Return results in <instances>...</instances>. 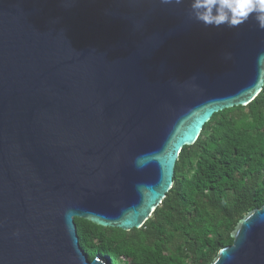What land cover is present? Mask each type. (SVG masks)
I'll return each instance as SVG.
<instances>
[{"label": "water", "instance_id": "1", "mask_svg": "<svg viewBox=\"0 0 264 264\" xmlns=\"http://www.w3.org/2000/svg\"><path fill=\"white\" fill-rule=\"evenodd\" d=\"M160 0H0V264H109L74 218L140 228L184 146L264 85V30ZM230 54L231 59H225ZM211 264H264V205Z\"/></svg>", "mask_w": 264, "mask_h": 264}, {"label": "trees", "instance_id": "2", "mask_svg": "<svg viewBox=\"0 0 264 264\" xmlns=\"http://www.w3.org/2000/svg\"><path fill=\"white\" fill-rule=\"evenodd\" d=\"M264 205V85L246 106L219 111L184 146L173 184L138 229L74 218L79 244L109 264H211L231 232Z\"/></svg>", "mask_w": 264, "mask_h": 264}, {"label": "clouds", "instance_id": "3", "mask_svg": "<svg viewBox=\"0 0 264 264\" xmlns=\"http://www.w3.org/2000/svg\"><path fill=\"white\" fill-rule=\"evenodd\" d=\"M162 5H186L188 19L205 27L222 25L235 28L252 17L258 28L264 30V0H160ZM225 59H231L230 54ZM264 59V51L258 55Z\"/></svg>", "mask_w": 264, "mask_h": 264}]
</instances>
